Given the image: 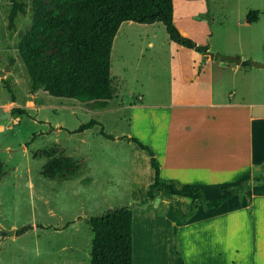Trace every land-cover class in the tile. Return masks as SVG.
<instances>
[{
    "label": "crops",
    "instance_id": "0c3cea01",
    "mask_svg": "<svg viewBox=\"0 0 264 264\" xmlns=\"http://www.w3.org/2000/svg\"><path fill=\"white\" fill-rule=\"evenodd\" d=\"M208 11L207 0H172V20L178 31L196 44L207 43V52L170 40L160 21L120 23L111 50L120 31L121 70L110 76L119 77L136 93L124 104L128 129L123 135L134 136L153 149L162 181L200 187L207 198L250 178L248 196L242 201L234 194L218 207L198 206L178 226L176 244L186 264H264V180L251 179L264 172V77L255 76L264 75V67L230 60L222 63L208 54L237 53L241 59L264 61L257 54L264 51V41L260 48L252 37L246 45L212 43L211 22L197 17ZM251 12L250 19H243L245 26L261 19L260 10ZM144 54L142 63L139 59ZM140 63L147 65V79L142 76L146 71H139ZM111 108L107 105L103 110ZM126 142L132 149L131 173L136 179L142 159L146 168L151 166L135 143ZM151 171L152 177L132 180L134 191L141 190L138 203L147 199L144 189L153 181ZM155 193L157 205L132 209V264L178 261L171 226L181 217L182 205L191 203L194 196L171 188ZM145 246L140 262L139 250Z\"/></svg>",
    "mask_w": 264,
    "mask_h": 264
},
{
    "label": "rangeland",
    "instance_id": "374dc122",
    "mask_svg": "<svg viewBox=\"0 0 264 264\" xmlns=\"http://www.w3.org/2000/svg\"><path fill=\"white\" fill-rule=\"evenodd\" d=\"M20 1L26 5L25 12L16 16L11 30L7 27L10 1L0 0V159L4 172L0 179V227L27 229L0 235V264H87L91 231L86 219L129 201L138 203L141 190L134 191L132 180L152 177L151 168H146L142 159L139 176L133 178L132 149L127 140L119 138L127 134L124 104L133 99L135 89L129 91L125 81L121 83L116 77L119 96L107 102L108 107H113L109 110L91 109L89 102L50 96L42 88L32 91L26 67L18 57L17 43L30 24L35 0ZM38 1L49 10L57 0ZM207 7L208 13L197 17L211 22L212 43L246 45L252 37L257 48L261 47L264 0H207ZM256 9L260 10V21L245 26L243 19H250L251 11ZM120 34L119 31L110 53L111 76L121 70ZM257 54L264 56V51ZM139 60L146 62V55ZM146 66L139 67V71H146L142 74L144 79L149 75ZM5 81L14 91V101H10L3 86ZM15 106L28 114L13 113L11 108ZM91 118L101 122L105 132L114 138L100 135L98 125L82 132H68ZM53 161H67L66 169L76 165L78 176L49 178L46 166ZM84 178H89L88 182H83ZM164 209L162 205L161 210ZM146 247L139 250L140 262Z\"/></svg>",
    "mask_w": 264,
    "mask_h": 264
},
{
    "label": "trees",
    "instance_id": "16d2710c",
    "mask_svg": "<svg viewBox=\"0 0 264 264\" xmlns=\"http://www.w3.org/2000/svg\"><path fill=\"white\" fill-rule=\"evenodd\" d=\"M9 1L7 27L12 30L16 16L25 12L26 5L20 0ZM125 20L139 23L160 21L170 40L194 47L198 52L208 50L207 43L196 44L178 31L172 20V0H57L49 10L35 0L30 24L17 43L18 57L26 67L31 90L42 88L50 96L89 102L91 109L105 108L117 92V79L110 76V52L113 37ZM3 86L10 101H14L10 84L5 81ZM11 110L28 114L17 106ZM95 125L99 126L100 135L114 138L105 132L101 122L93 118L68 132H82ZM119 138L135 143L148 156L153 181L146 188V198L154 199L156 191L165 193L170 188L194 196L191 203L183 205L181 217L174 220L171 228L173 248L178 255L176 264H186L176 244L178 226L185 223L198 206L218 207L234 194H239L242 201L243 196H248L250 178L220 189L217 197L207 198L200 187L162 181L153 149L134 136ZM67 164V161L49 162L46 166L48 177L56 180L76 178L78 167L66 169ZM3 175L0 159V179ZM251 179L254 182L264 180V172ZM82 180L88 182L89 178ZM86 223L91 231L87 264H132V209L129 205L107 208L98 215L89 216ZM26 229L27 226L15 229V234Z\"/></svg>",
    "mask_w": 264,
    "mask_h": 264
},
{
    "label": "water",
    "instance_id": "95a60500",
    "mask_svg": "<svg viewBox=\"0 0 264 264\" xmlns=\"http://www.w3.org/2000/svg\"><path fill=\"white\" fill-rule=\"evenodd\" d=\"M208 54L211 57H218L222 63H224L225 60H230V61H233L234 63L240 64V65L252 64V65L257 66V67H264V61L254 62V61H251L249 59H241V57L237 53H234V54H220V53L215 51V52H209ZM158 201H159V197L155 196L154 199L147 198L145 201H143L141 203H133V204L130 205V208L131 209H144V208L148 207L150 204L157 205ZM14 233H15L14 229L6 230V229H3V228L0 227V235H1V237L7 236V235H11V234H14Z\"/></svg>",
    "mask_w": 264,
    "mask_h": 264
}]
</instances>
